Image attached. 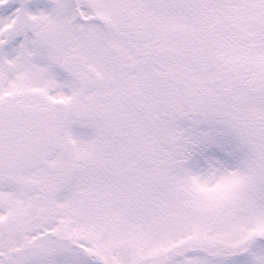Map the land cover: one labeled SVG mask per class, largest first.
Returning a JSON list of instances; mask_svg holds the SVG:
<instances>
[{
    "label": "snow or ice",
    "instance_id": "6c2138e0",
    "mask_svg": "<svg viewBox=\"0 0 264 264\" xmlns=\"http://www.w3.org/2000/svg\"><path fill=\"white\" fill-rule=\"evenodd\" d=\"M0 264H264V0H0Z\"/></svg>",
    "mask_w": 264,
    "mask_h": 264
}]
</instances>
